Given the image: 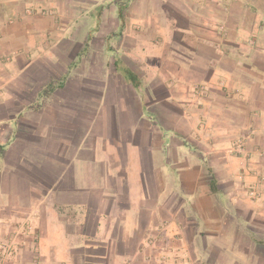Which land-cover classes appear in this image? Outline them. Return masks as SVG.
Instances as JSON below:
<instances>
[{
    "label": "crops",
    "instance_id": "crops-1",
    "mask_svg": "<svg viewBox=\"0 0 264 264\" xmlns=\"http://www.w3.org/2000/svg\"><path fill=\"white\" fill-rule=\"evenodd\" d=\"M241 2L0 0V264H264Z\"/></svg>",
    "mask_w": 264,
    "mask_h": 264
},
{
    "label": "built area",
    "instance_id": "built-area-1",
    "mask_svg": "<svg viewBox=\"0 0 264 264\" xmlns=\"http://www.w3.org/2000/svg\"><path fill=\"white\" fill-rule=\"evenodd\" d=\"M34 12L37 13V14H42V15H44L46 13H50V11H46L44 8H41L40 6H35V7L31 6V7H28L27 10H26L27 14H31V13H34ZM195 90L199 93V95H202L205 92L204 91L205 87L199 85V86L195 87ZM248 194L250 196H252V197H257L258 196V193H257L256 189L253 188V187L249 190Z\"/></svg>",
    "mask_w": 264,
    "mask_h": 264
},
{
    "label": "rangeland",
    "instance_id": "rangeland-1",
    "mask_svg": "<svg viewBox=\"0 0 264 264\" xmlns=\"http://www.w3.org/2000/svg\"><path fill=\"white\" fill-rule=\"evenodd\" d=\"M241 5L244 6V9L251 11L252 13L254 12H264V0H243L241 2ZM224 7H231L229 3H223Z\"/></svg>",
    "mask_w": 264,
    "mask_h": 264
}]
</instances>
